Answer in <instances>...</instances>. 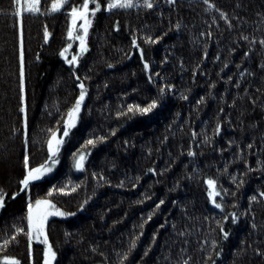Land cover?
Here are the masks:
<instances>
[{"label": "trees", "instance_id": "16d2710c", "mask_svg": "<svg viewBox=\"0 0 264 264\" xmlns=\"http://www.w3.org/2000/svg\"><path fill=\"white\" fill-rule=\"evenodd\" d=\"M97 2L78 51L68 30L82 0L35 13L0 0V260L40 264L42 246L30 258L16 230L49 200L69 214L46 224L54 264H264V0ZM52 132L57 162L23 189L25 155L46 165Z\"/></svg>", "mask_w": 264, "mask_h": 264}, {"label": "snow or ice", "instance_id": "6c2138e0", "mask_svg": "<svg viewBox=\"0 0 264 264\" xmlns=\"http://www.w3.org/2000/svg\"><path fill=\"white\" fill-rule=\"evenodd\" d=\"M18 2V0H16ZM90 2L95 5L94 8L90 10L89 4ZM169 3H172L173 0H168ZM208 0H205V3H207ZM67 3V0H53V3L51 4L50 11L56 12L60 11L65 4ZM40 4V0H28L27 6L25 8V11L29 13H35L39 12L38 5ZM133 0H109V3L107 4V9L112 10L114 8H132L134 7ZM144 7L151 9L153 7V4L150 2V0H144ZM209 7H213V5L209 4ZM101 9V4L97 2V0H82V5L80 8L73 7L71 9L70 15L73 18V23L75 24L76 20H83L84 23L80 25V28L83 30V35H77L75 38L80 41V45L82 50L86 51L85 47V37L88 32V26L91 24V20L88 19L89 13L91 11V14L94 16L96 11H99ZM17 15H22L21 13H17ZM221 16L223 17L224 14L221 13ZM48 33L45 31V38L47 39ZM68 36L69 38H72L73 36V29L70 28L68 30ZM245 39H247L245 37ZM153 43L155 41H152ZM264 44V41L261 42ZM133 46L137 47L136 41H133ZM71 47V45H69ZM68 51L67 48H65L63 51L60 52V55L62 57L65 56V53ZM141 56L143 57V53L141 52ZM77 60L76 56H73L69 63H74ZM145 68H148V64L146 63ZM21 94L23 96V90H24V74H23V66H21ZM80 88L82 89L79 98L76 100L74 107L68 112L67 119L64 121V127H63V137H67L73 127H75V117L80 112L81 104L84 100L85 91L83 90L84 86L83 84L80 85ZM164 89H161V92L163 93ZM156 107V104L153 103L149 105L147 108H140L135 107V111H139L141 113H147L150 112L153 108ZM128 110L131 112L134 110V107L132 105L128 106ZM23 111V108L21 109ZM217 131H219V128H217ZM63 137L58 138L56 132H52L51 137L47 141V147H48V162L46 165H41L38 168H30L29 162H28V156L25 155V169L27 174L24 176L23 180L21 181V184L23 186V189H26L31 181L39 180L41 176L45 175L46 173L52 171V167L48 166V164L54 166L56 161V155L59 152V146L64 142ZM87 144L92 145L94 144L93 140H88ZM251 147V146H249ZM189 155H192L190 152ZM83 161H84V155L81 154L75 161V167L77 169L83 168ZM206 184L208 185V196L210 200L214 201V197H217L220 195L218 191H216V182L212 179H209L206 181ZM22 189V190H23ZM60 191H63V189H60ZM75 191V189H73ZM51 195V193H49ZM261 195H264L262 193ZM15 198V197H13ZM6 199L5 194H3L2 190H0V208L4 206V201ZM252 200H255L256 197L253 196L251 198ZM164 201H160V204H163ZM160 204L157 205V208L160 207ZM83 207V206H81ZM215 207L220 208V204H215ZM49 209H55V205L51 203L49 200H37L35 201V212L33 211V205H28V215H27V230L25 231L22 228H18L17 234H25L28 237L29 241V257L31 258L32 255V240L35 236L36 239H39L40 236H44L43 243L46 245V249L44 252V264H52V262L55 260L56 253L52 250L51 245L48 243L47 236L44 234V222L47 220L48 216L50 215H58V216H65L69 215L67 213L61 212L59 209H55L54 211H49ZM151 217H149L150 219ZM233 222H236L235 216H233ZM221 231L223 232V228H221ZM228 233L224 232L225 239L227 238ZM13 241L16 239V237H12ZM8 241H5V244H7ZM135 246V241H133V247ZM0 264H21V262L16 258H11L5 256L2 260H0Z\"/></svg>", "mask_w": 264, "mask_h": 264}, {"label": "rangeland", "instance_id": "374dc122", "mask_svg": "<svg viewBox=\"0 0 264 264\" xmlns=\"http://www.w3.org/2000/svg\"><path fill=\"white\" fill-rule=\"evenodd\" d=\"M27 2H28V0H18V6H19V10L20 11H22V10H24L25 8H26V6H27ZM84 23V21L83 20H76L75 21V24L73 23V18H72V16H71V21H70V28H72L73 29V36H72V38H70L71 40H75L76 41V46H77V50L79 51V50H82V48H81V45H80V41L78 40V39H76L75 37L77 36V35H83V30L80 28V25L81 24H83ZM69 28V29H70ZM85 39H86V37H85ZM20 60H21V63H22V59H21V53H20ZM57 137L58 138H60L59 137V135H57ZM80 156V155H79ZM78 156V157H79ZM77 157V158H78ZM76 158V159H77ZM76 161V160H75ZM74 161V162H75ZM48 166H51V165H49L48 164ZM52 167V166H51ZM47 175H49V172L48 173H46L45 175H43V176H41V178L40 179H42V178H45V176H47ZM43 201V200H42ZM31 205H33V211L35 212V202L34 203H32ZM27 210H28V208H27ZM55 209H49V211H54ZM61 211V210H60ZM62 212V211H61ZM27 215H28V212H27ZM63 217H65V216H58V215H50V216H48V218H47V220L44 222V234L46 235V231H45V228H46V224H47V221L49 220V219H52V218H56V219H58V218H63ZM43 240H44V236H40L39 237V239H36L35 238V236H34V238H33V240H32V245L33 244H39V245H41L42 246V259H41V261H40V264H44V252H45V249H46V245L43 243ZM49 243V242H48ZM52 264H54L53 262H52Z\"/></svg>", "mask_w": 264, "mask_h": 264}]
</instances>
